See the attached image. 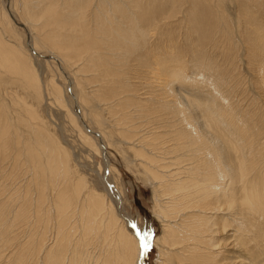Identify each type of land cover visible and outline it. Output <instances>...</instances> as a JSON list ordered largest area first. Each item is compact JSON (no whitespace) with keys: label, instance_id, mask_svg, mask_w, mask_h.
<instances>
[{"label":"bare ground","instance_id":"6f19581e","mask_svg":"<svg viewBox=\"0 0 264 264\" xmlns=\"http://www.w3.org/2000/svg\"><path fill=\"white\" fill-rule=\"evenodd\" d=\"M81 1L83 5L85 4L86 6H88L89 16L88 19L85 18L86 25L84 26V29L82 31L81 29L83 27L82 25L80 26L81 22L79 20L75 21L76 25L82 28L75 30L76 34H74V37L70 44V48H69L70 53L67 55V58L70 57L71 59H79V58L85 59L89 63V68L99 72L98 76H100V78L103 76L109 77L110 75H115L117 77L116 79L115 78L111 79L112 81H114V83L112 86H110L112 84L111 81V84L109 85L110 87L108 88V92L106 93V95H104L103 90L101 91L104 96L108 97V99H103L102 96V98L94 100L92 95L93 91L88 92L87 86L86 88L85 87L82 88V86L79 85L81 86L79 88L82 89L83 93H85L84 95H86V98L87 99L89 98L88 100L92 98V101L94 100L95 103L99 102V104H101L98 105L96 103L95 105L98 107L100 106L104 113L96 109L98 107L96 108L94 107L93 109L98 110L99 113H97V111L94 112V110L92 111L93 112L92 115H94V119L100 125V127L103 126V124L105 123L104 122L105 117L103 118L102 115L105 114L107 108L110 109L111 113L110 115L108 114L110 120L106 119V123L108 120L111 121L113 129L121 131L120 135H122V137L124 136L125 138L124 141L128 145V149L132 151L131 159L135 162L136 166L143 173L144 177L148 179L153 185L155 213L157 214V217L162 224V233L160 234V236L154 239L156 244L159 246L158 248L159 255L157 261L158 264H255V262L252 260V257L254 256V253L257 251L256 248L258 246V243L256 242L255 245H252L251 241H255L257 239L255 235H258L261 232L257 228L258 225H264V141H262L261 138L259 137L260 132L258 130H257L259 132L258 134H255L253 132L256 129L255 128L256 125L252 124L248 129L247 121L242 119V118H246L248 121L254 122L255 121L254 115L251 117L245 115L239 116L240 120L234 116L232 110L234 111L236 110L232 108V104L230 103L232 99L230 100V98H231V94L234 93L235 89L233 86H229L224 81V77H223L224 72L218 67V65H216L217 63L215 62L216 63L215 64L213 60H211L209 57L206 56V58L203 59V63L201 64V66L203 68H206L207 70V78L205 79V77L201 76L197 80V72L194 75L191 74L192 76L189 77L187 75V70L189 68L185 64L183 65V67L182 66L180 67L178 65V63L180 64L181 61H184L183 59H185L181 49H180L181 51L179 50L178 52L175 51L170 53V51L172 50L171 47H176V46H171L165 52H163L164 50L162 49L160 42L161 41L173 42V38L175 39V37H172L171 33L163 36L161 34L165 33L163 29H166V27H168L167 25L171 23L170 20L173 17L169 6H174L176 0H161V1L150 0V3L148 2L149 5L147 7L142 5L143 3L141 2V0H101V3L99 4H95V1L97 0H81ZM207 1L205 0V2ZM217 1L220 3L223 9H228V11L230 5L229 2H231V4H233L235 8L238 5L239 9L236 10L237 12L235 14L243 15V16L239 15L241 16V18H239L240 20L236 17L235 18L233 17L232 20H228L229 19L228 17L227 19L225 16L218 14L219 27L222 24L223 26L228 28V31H230L231 34L232 29L229 30V28H233V30L234 27L242 28L240 24L243 23L246 27V31L247 29L249 30L252 29L255 32H257L255 29L258 30L260 29V31L258 32L264 33V31H261L262 29H264V19H262L261 16L257 17L256 14L258 15V13L255 14L254 11L249 12L248 10V7L252 9V4L254 2L252 3V1L250 0H217ZM68 2H72L73 5L75 4L78 5L77 3H79L80 0H40L39 2L37 0L33 2L32 0H25L24 5L27 9H22V11L23 14L24 13L30 14L33 17L34 12L32 13V10L36 8H34V6L33 8L31 7V3H32L35 5V7L43 6L42 8L44 9L43 11L45 15L47 17H52L50 18L52 20L55 17L56 13L57 15L58 14L61 15V17L64 18L62 19V22L59 23V26L57 23L58 21L56 22L57 23L56 28L59 29L60 31L62 29H65V27L68 26V24L70 23L68 22L70 17L67 18L68 15L65 16L63 12L65 11V9H68V7L66 6L67 5L66 3ZM207 3L209 4V2ZM73 5L71 6L74 8ZM196 5L199 6L198 3ZM215 5H217V3H215L214 6ZM233 6L231 5L232 10H233ZM104 7H107V10H104ZM192 9L195 14L194 19L196 21L199 22V19L207 17L203 15V13L206 12L207 8L201 10L197 8L194 9L193 7ZM225 11L226 10H223V12ZM182 12L180 14H184ZM5 13L7 16L8 12L5 11ZM201 14L202 17H200ZM157 16H161L164 20V22L161 25L158 24V19L156 18ZM57 17H59L60 19V16ZM236 19L238 20L236 21ZM243 19H245V21H243ZM29 20L30 19L26 17L25 21L27 22V24H29V28L33 30L34 27L32 26L34 23L32 24ZM182 20L184 21V19ZM198 22H196V24ZM52 23H48V24L51 25ZM203 25L202 28L204 27ZM218 29L217 31H219ZM1 30L3 31L2 27ZM161 31H163V33ZM157 32L159 34V37L158 36L155 37ZM235 32L236 31H234V33ZM62 35L63 34H61L60 36L62 37ZM50 36H52L51 32L49 33V37ZM53 37H57V34ZM53 37H51V39H53ZM232 39L234 41V38ZM33 41L34 44H32V41L30 43L32 47L31 50L37 53L38 52L37 49L40 47L41 43L40 41L38 42L37 38H35ZM47 41H49V39ZM54 45H56V43ZM43 46H44V42H43ZM49 46L53 47V45L51 44ZM201 46L202 43L199 44V47ZM250 46L251 48L249 47L248 51L251 55H254V57L257 55L261 56L260 58L261 60L259 59L260 64L258 63L259 65H257V68L259 66L260 67L259 69L262 71L261 81L262 84L264 85V61L262 60L263 59L262 54L264 55V53L262 52L255 53L252 51V49L255 47L254 44L252 43ZM16 48L17 47H15L14 49ZM11 49L14 51L13 48ZM58 49H60V47ZM61 50L63 49L61 48ZM256 50H258V48ZM57 51L59 52V50ZM15 53H13V55ZM1 54L3 53L0 52V58H1L0 66H4V63L5 62L7 63L8 61L5 60L6 56L2 57ZM10 54L12 55V53ZM199 54L204 55V53L201 50L199 51ZM15 57L14 59L17 60ZM130 60L132 62L138 61V63H136L137 66L142 69L140 70V72L142 71L145 72L147 76L152 78V81L153 79L156 81V84L153 83L149 84L152 85V87L154 86L156 88H159L160 90L164 88L166 89V87H169L170 86L169 84H171L173 81L181 80L185 85V88L186 87L193 88L194 86L193 83H195L199 87L196 88H198V90L200 89L201 93L200 92L198 93L192 92L191 94L185 93L184 100L183 102L181 101L182 104L179 105L180 107H178L176 110L165 109L162 107L164 111H159L158 108H155L151 110L146 109V112H144L145 109L138 108L139 107L138 106L136 107L137 110L135 111L138 113V118H135L130 108L131 104L126 103L123 100L122 96L124 95V93H128L126 97L137 98L140 96L139 99H144V98H141V95H139L140 93L139 94L137 93L140 91L135 90L134 88L135 85H133L131 81H126V83L123 85L124 87L121 86V88L123 87V89H121V91H118L117 89H119L120 86L119 87L116 86V83L122 81L120 78H122L123 76L120 78L119 76L124 74L125 72L123 71L124 73L121 74V72H119L120 70L118 71V69H120L119 67L117 68V70H115L116 68L114 69V65L116 62L120 63V65L119 64L118 65L121 66V65H126L127 62ZM11 61L13 60L11 59ZM63 61L67 63L66 59L62 58V62ZM248 64L251 63L248 62ZM15 65H17V63ZM111 65H113L111 67L112 69L110 68ZM23 67L25 68V65ZM192 67L195 68L194 66L191 65V68ZM84 68H86V66ZM78 69L79 70H77V72L81 71L80 68ZM133 70H137V69H133ZM126 74L125 76L127 77ZM85 77L82 79L81 77L78 76V78H81L82 80H85ZM95 79L97 80V78ZM227 79L229 82H231L232 78L228 77ZM102 80L106 81V83L108 81L106 78H102ZM86 81L87 80H85V82ZM202 81L206 82L209 86L210 93L207 95L206 94L203 95V93L206 92V89L202 85H200ZM106 83L104 85H107ZM243 84L245 86V83ZM106 87H108V85ZM237 88L238 87L236 84V89ZM259 88L261 89L260 91H262L264 94V86ZM99 89L100 88H98V90ZM168 90L171 92V88ZM249 95L248 97L250 98L252 94L250 96ZM236 97L239 99V96ZM84 100L85 98L83 99V101ZM150 100L154 101V99L153 100L150 99ZM104 101L106 103H104ZM132 101H133L132 105H135V103L136 104L140 103L135 100ZM179 101H176L175 103ZM93 102H91V104ZM262 102H264V100H262ZM236 112L240 115L241 110H238ZM179 113L182 115L181 116L182 123L180 125L173 128L164 129L163 132L162 131L157 132V130L155 131V129L166 127L167 124L170 123V120L172 118H175ZM255 115H259V114L256 112ZM142 117L145 118L146 121H148V123H145ZM18 133L20 134L19 131ZM103 134L104 133L101 132L98 133V135H100L101 138L103 137ZM107 134L105 133V135ZM112 134L113 131L109 135L112 136ZM42 149L44 148L42 147ZM32 151L34 152V150ZM32 151L31 153L33 154ZM30 160L32 161V159ZM37 160H33V161H37ZM67 163H68V159L66 157L59 158V162H58L59 167L61 168V166H63V168L65 169L63 170V172L68 171L66 170ZM31 164L29 166L33 165ZM46 166L44 165L43 167ZM68 166L70 171L71 165ZM73 172H70V174L71 173L73 174ZM41 175L44 176L43 174ZM59 175L61 176L62 173ZM68 178H70L67 179V181L70 180L69 185H71L72 182L76 181V180H72L71 177L69 176ZM57 180H59V178ZM51 181L49 182L47 181L48 184L46 186H42V185H41L42 187L40 186L38 193V203L34 202L37 204V209L39 210L43 209L41 208L42 204L45 203L49 198V192L47 191V187L49 188L53 187L52 186L53 184L50 183ZM106 181H107V185L109 184L110 186L111 185L113 186V184L109 181L108 178L106 179ZM56 183L57 181L55 182V184ZM85 183L84 185L86 186L87 184ZM66 184L68 183L66 182ZM85 186L82 187V189L87 187ZM61 190L62 189H59L58 195L57 196L55 195L54 198L55 200H53L55 202L52 203L54 204V209H49V208L46 209V211L51 212L55 216L56 219L55 225L56 226L58 225V229H59L58 230L59 236L57 237V239L55 241L53 240L51 244H48L46 234L49 231V227L45 226L43 233L40 237L36 239L32 236L29 237L27 236L28 238L26 237L27 239L25 240V242H23V244L21 243L22 245L20 246V248H18L17 245L19 244H17V242L23 240H19V241L16 240L19 231L12 230L14 229L13 226H16L18 223L19 224L24 223L25 221L33 217V214H29V212L27 214V212L21 211L23 209L21 207L22 209L20 210L18 209L16 212L13 211V217L12 215H10L11 219L7 218L8 219V221H6L7 225L0 224V229H1L0 230L1 233L0 234V259H1L0 264L2 263L25 264L26 260H27L26 262L27 264L30 262L31 263L36 262L35 264H145L148 247L144 249L141 247V244L144 237H147V241H149V235L146 233L147 231L144 232L142 230H139V226L136 223V221H134L131 217L120 213L121 215L119 216H123L122 217L123 221L124 218H126L128 222L126 224L127 226L129 225L131 227L132 231L130 233L128 230H126L127 226L126 227L122 225L120 226V223L123 224L122 221L119 224H117V226L119 225L120 227H117L116 216L114 214L110 215L109 210L107 208L109 204L107 205L104 203L107 201L105 200L106 198L103 199L105 200L103 204L107 205V207L100 206L103 205L101 204V202L99 203L96 202V204L94 205L93 204L89 205L90 204L89 203L86 204L87 206L83 204V206L82 205L79 206L80 207L79 210L80 209L81 210L79 212V215L76 217L75 213L79 210L78 209L75 210L71 207L73 206L75 207V205H78L77 203L79 202L77 201L78 199H80L79 198L80 192L75 188H71L70 193L68 192L69 195L68 194L66 195L65 193L68 191V189L66 190L65 193L61 192ZM63 191H65V188L63 189ZM80 197L84 198V202L86 203H88L87 201L91 202V200L94 199L93 195L91 196L90 189H85ZM117 197L119 196L117 195ZM119 199L120 197L117 198V200ZM10 200L8 199V201ZM13 201L14 200H12V202ZM25 202H27V200ZM9 205L11 204H8V207ZM12 205L14 204L12 203ZM77 207L78 206H76V208ZM73 210H75V213L73 212ZM101 210L103 212H101ZM114 210H116V208ZM114 210L113 213L116 214ZM101 213H103L104 217L108 219L107 223L104 222L105 219L103 221ZM71 214H73L76 217V220H79L82 224L85 225L84 227H82L83 228L82 231L80 229V234L78 235H75L76 233L73 234L68 228L69 227L68 225H71L73 223L71 222V219L73 218L75 219V217H73V215ZM77 214L78 213H76V215ZM76 222L77 221H75V223ZM73 225L74 223L72 224V227ZM77 227H79V225H77ZM77 227L75 229L73 228L72 229L77 232V230H79L81 226L79 228ZM15 232H17V234L14 239L13 234ZM252 233L254 234L253 236ZM12 239L16 240L17 245L14 244L15 247H11L13 243L11 241ZM68 252H72L76 256L74 255L73 258L72 257L70 258L69 256L70 253L68 254ZM4 254H7L8 256L6 255L7 257L4 258L3 257ZM86 256H88L89 259H87Z\"/></svg>","mask_w":264,"mask_h":264},{"label":"rangeland","instance_id":"374dc122","mask_svg":"<svg viewBox=\"0 0 264 264\" xmlns=\"http://www.w3.org/2000/svg\"><path fill=\"white\" fill-rule=\"evenodd\" d=\"M24 1L25 0H0V35H1L0 36V50H1L0 52L3 53L1 54V56L2 57L6 56L5 60L8 61L7 63L5 62L6 64L4 63V66H0V135H1V138H0L1 140L0 142L1 143L0 144V209H3V210H0V215L2 214L0 216V224H6V221H8V219H11L10 215H12L13 217V211L16 212L18 209L20 210L23 208L21 211H25L27 212V214L28 212L29 214H33V217H31L29 220L25 221L24 223H20V224L18 223L19 225L17 224L16 226H13L14 229L12 230L19 231L18 234L17 232L13 234L14 235L13 238L15 239V236L17 234L18 239L16 237V240L17 241L23 240V241L17 242V244H19L17 245L16 240L12 239L11 241L13 243L11 247H15L14 246L15 244L17 245L18 248H20V246L23 244V242H25V240L29 236H32L37 239L38 237L42 235L45 226L49 227V231L47 232L46 236H47L48 244H51L53 240L55 241L57 237L59 236V233H58L59 229H58V225L57 226L55 225L56 224L55 216L51 212L46 211V209L48 208L54 209V204L52 203H55L53 200H55L54 199L55 195L56 196L58 195L59 189H62L61 192H64V193L68 189V191L65 194L69 195L70 189L75 188L80 192V196L83 194L85 189H90L91 196L93 195L94 199H92L91 202L87 201L88 203H86L84 202V198L79 196L80 199H78L77 201L79 202L77 203L78 205H75V207L73 206L71 208L75 210L77 209L79 210L80 208L79 206L81 205L83 206V204L86 205L90 203L89 205L91 204L94 205L96 204V202L98 203L101 202V204H103V202L107 200L104 203L107 205L109 204L108 207L107 205H104V204L100 206H106L109 210L110 215L114 214L116 216V218L118 219V220L116 219V222H117L116 226L121 221L123 222L124 225L120 223V226L121 225L125 227L127 226L126 223L128 222L126 218H124V221H123L122 219L123 216H119L123 214V215L131 217L134 221H136V223L139 226V230H142L144 232L147 231L146 233L149 235V241H148V248H147V253H146L145 264H158L157 261H158V255H159L158 254L159 246L156 244L154 239H156V237L160 236V234L162 233V224H161V221L158 219L157 214L155 213V204H154V198H153V191H154L153 185L148 179L144 177L143 173L136 166L135 162L131 159L132 151L128 149V145L124 141L125 140L124 136L122 137V135H120L121 131L113 129L112 122L109 121L110 120L109 115L111 113L110 109L107 108L105 114H103L104 112L102 108L100 106L99 107L96 106L95 104L97 102L95 103L94 101L95 99L102 98V96H103V99H108V97L104 95H106V93L108 92V88L112 86L114 83V81H112L111 79L112 78L116 79L117 77L115 75H110L109 77L103 76L100 78V76H98L99 72L89 68V63L85 59H81V58L71 59L70 57L67 58V55L70 53V49H69L70 44L72 42L74 34H76L75 30L81 29L83 27L81 29L82 31L84 29V26L86 25L85 20L88 19V16H89L88 6L84 4L85 5L84 7L81 0H80L81 4L79 2L77 3L78 5L76 4L73 5L72 2L66 3L67 4L66 6L68 7V9H65V11L63 12L65 16L68 15L67 18L70 17L71 20L69 18L70 21L68 20V22L70 23L68 24V26H66L65 29H62L59 31V29L56 28L57 23L59 26V23L62 22V19L64 17H61V15L59 14L57 15L56 13L54 17L55 19L53 18L54 20L53 21L52 19H50L52 17H47L45 15L43 11L44 9L42 8L43 6L35 7V5L32 3H31V7L33 8L34 6V8H36L34 10L31 9L32 13L34 12L33 13L34 16L32 17L30 14H26V13L23 14L22 9H27L24 5ZM33 1H36V0H32V2ZM37 1L39 2L40 0H37ZM193 1L192 0H185V1L176 0V3L174 6H169L173 18H171L170 20L171 23L167 25L168 27H166V29H163L165 33L161 31L163 33L161 35L163 36V35L171 33L172 37H175V39L173 38V42L172 41L162 42L160 40L161 41L160 45L162 49L164 50L163 52H165L171 46H176V47H171L172 50L170 51V53L175 52V51L178 52L181 49L184 54L185 59H183L184 61H181L180 64L178 63V65L180 67L181 66L183 67V65L185 64L189 68L187 70V75L189 77H191L197 72V80L201 76L205 77V79L207 78V70L206 68H203L201 66V64L203 63V59H205L206 56L209 57L211 60H213L214 63L216 62L217 64L216 63L215 64L218 65V67L224 72L223 74L224 81L229 86H233L235 89L234 93L231 94L230 100L231 99L232 100L230 101V103L232 104V108H234L236 111L241 110V113L239 115L236 111L232 110L234 116L237 117V119H239V116H242V115L243 116L245 115L248 117L249 116L251 117L254 115L255 117L254 122H250L246 118H242V119L247 121L248 129L250 128V125L255 124L256 129L253 132L255 134H258L260 132L259 137L261 138L262 141H264V102H262V100H264L263 99L264 94L262 91H260L261 89L259 88V87H263L264 85L262 84V81H261L262 71L259 69L260 68L259 66L257 68V65L260 64L259 59L261 58V56L257 55L254 57V55H251L248 51L249 47L251 48L250 45L253 43L255 46L252 49L253 52L264 53V48H263L264 47V39H263L264 33L258 32L260 31V29L259 30L255 29L257 32H255L252 29L250 30L247 29L246 31V27L242 23L240 24L242 28L234 27V30L233 28H229V30L232 29L231 30L232 33H234V31H236L235 33L238 32L237 33L238 35L235 33L230 34V31H228V28H226L222 24L219 27L218 17L219 15H223L226 18L228 17L229 18V19L227 18L228 20H232L233 17L234 18L236 17L238 19L241 18V16L239 15H242V14H238V15L235 14L237 12L236 10L239 9L238 5L236 9L233 6V4L229 2L230 5H229V11H228V9H223V7L220 5V3L217 0H210V1L206 0L207 2H209V4L205 2V0H196V1L193 0ZM250 1L254 3L252 4V9L248 7L249 12L254 11L255 14L258 13V15L256 14L257 17L261 16V18L264 19V10H263L264 0H260V1L250 0ZM141 2L143 3L142 4L143 6L147 7L149 5L148 2L150 3V0H141ZM99 3H101V0L95 1V4H99ZM197 3L199 4V6L196 5ZM215 3H217V5L214 6ZM71 5H73L75 9ZM231 5L233 6V10H232ZM193 7L194 9L197 8L201 10L207 8L206 12L203 13V15L207 17L199 19V22L196 21L194 19L195 14L192 9ZM254 8L258 11H256ZM222 9L228 11L229 13L226 11L223 12ZM68 10L69 11L71 10L72 13L71 11L69 12ZM104 10H107V7H104ZM5 11L8 12L7 16H6ZM181 12L184 14H180ZM56 15L60 16V19ZM26 17L30 19L29 21L32 24L34 23L32 26L34 27L33 30L29 28V24H27V22L25 21ZM56 17H57V20H56ZM200 17H202V14ZM156 18L158 19L159 25H161L164 22L161 16H157ZM182 19H184V21ZM238 19H236V21ZM78 20L81 22L80 24V26L82 25L81 28L80 26L76 25L75 21H78ZM243 21H245V19H243ZM52 22H54L55 24ZM196 22H198L200 25L198 23L196 24ZM48 23H52V24L49 25ZM194 23L196 26L194 25ZM202 25L204 26L203 27L204 29L202 28ZM49 26H50V29H49ZM1 27L3 31L1 30ZM224 28H225V31H224ZM217 29L219 31H217ZM44 30H45V33H44ZM48 30L52 33V36L50 37H49L50 32ZM71 31H73L74 33ZM261 31H264V29H262ZM56 34H57V37H53ZM61 34L65 36L62 35L61 37L60 36ZM157 36L159 37L158 32L156 33L155 37ZM45 37H48V38H45ZM51 37H53L54 40L51 39ZM35 38L38 39V42L42 39L40 41L41 45L37 49L39 53L36 51L38 54L31 50L32 47L30 43L32 41V44H34L33 40ZM232 38H234V41ZM48 39L49 41H47ZM42 41L44 42V46H43ZM47 42L49 45L50 44L53 45V47L52 46L50 47L47 44ZM55 43L56 45H54ZM201 43H202V46L199 47V44ZM14 46L17 47L21 51V53L17 48H16L17 50L14 49L15 48ZM57 47L58 48L60 47V49H58ZM11 48H13L14 51L17 53H15ZM61 48L63 50H61ZM257 48L258 50H256ZM57 50H59V52ZM200 50L204 53V55L199 54ZM231 50H233L234 52ZM18 51H19V54H18ZM10 53H12V55ZM13 53L15 54L13 55ZM241 53L242 54L244 53L243 54L244 56ZM20 54H22L23 56L25 55V56L23 57ZM14 57L17 60H15ZM262 57H263L262 60L264 61L263 54H262ZM18 58H19V61H18ZM62 58L66 59L67 63L64 61L62 62ZM11 59L13 61H11ZM23 62H24L25 68L27 66L26 69L23 67L24 66ZM248 62L251 64H248ZM16 63L17 65H15ZM116 63H115L116 66L114 65V69L116 68L115 70H117V68L119 67L120 69H118V71L120 70L119 72H121V74L125 72L124 74L119 76V78L122 76L123 77L120 78L122 81H119L116 83V86L118 87L120 86L119 87L120 90L119 89L117 90L121 91L126 81H131V83L135 85L134 86L135 90L140 91L137 93L138 94L140 93L139 95H141V98H144V99H139L140 96L137 98L126 97L128 93H124L123 96L120 95L123 97V100L126 103L131 104L130 108L135 118H138V113L135 112L137 110L136 107L138 106H139L138 108L145 109L144 112H146V109L151 110L155 108H158L159 111H164L163 108L170 109V110H176L178 107H180L179 105L182 104L184 97H185V93L186 94H191L192 92L201 93V90L200 89L198 90L199 87L195 83H193L194 84L193 88H190V87L185 88V85L183 84L181 80H175L171 84H169L170 86L168 85L171 88L172 93L168 90L170 89L169 87H166V89L164 88L160 90L159 88H156L154 86L152 87V85H149L150 83L156 84V81L154 79L152 81V78L147 76L145 72L143 71L140 72V70L142 69L139 68L136 64L138 63V61H135V62H132L131 60L128 61L126 64L128 69L126 65L119 66L120 63L118 62ZM10 65L12 66V68ZM191 65L194 66L195 68L193 67L191 68ZM85 66L86 68H84ZM112 66L113 65H111L110 68ZM129 66L133 68L131 69ZM78 68H80L81 70V71H78L79 73L77 72V70H79ZM133 69H137L138 71L133 70ZM125 74L127 75L128 79L125 76ZM78 76L81 78L82 76L83 78L86 76L85 80L87 81L85 82V80H82L83 78L82 79L78 78ZM228 77L232 78L231 82L228 81L227 79ZM95 78H97V80ZM102 78H106L108 80L107 83L106 81L102 80ZM98 79H101V80H98ZM88 80H89V83H88ZM111 81H112V84H111ZM105 83L108 85V87H106L107 85H104ZM243 83H245V86ZM83 84L84 85L86 84V85L84 86ZM236 84L238 87L237 89H236ZM242 84L245 89L242 87ZM79 85H81L82 88L83 87L86 88L87 86L88 92L93 91L92 95H93L94 102L92 101V98H90V100H88L89 98L88 99L86 98V95H84L85 93H83L82 89L79 88L81 87ZM200 85H202L206 89V92L204 93L202 92L203 95L205 94L207 95L210 93L209 86L206 82L202 81ZM121 86L123 87L121 88ZM98 88L100 89L98 90ZM102 90H103L104 95L101 92ZM241 92H242V95H241ZM169 93L171 94V96ZM249 94L250 95L252 94L250 98L248 97ZM236 96H239V99ZM82 98L83 99L85 98L84 100L85 102L83 101ZM150 99L152 100L154 99V101H151ZM132 100L138 101L140 103H137V104L135 103V105H132L133 104ZM176 101H179V102L175 103ZM91 102H93L94 104L93 103L91 104ZM104 103L106 102L104 101ZM97 104L101 105L99 104V102ZM94 107L95 108L98 107L96 109L103 112L102 117L103 118L105 117L104 118L105 123L103 124L104 127L103 126L100 127V125L95 121L94 115H92L93 114L92 111L94 110L93 109ZM96 109L94 110V112L97 111V113H99V111ZM256 112L259 115H255ZM177 116L175 118H172L170 120V123L167 124L166 127L155 129V131L157 130V132L159 131L163 132L164 129H169V128H173V127L180 125L182 123V117H181L182 115L179 113L177 114ZM106 119H109L107 123H106ZM142 119L145 123H148V121H146L145 118L142 117ZM111 130L113 131L112 136L109 135L112 133ZM18 131L20 132V134L18 133ZM98 131L101 133H104L102 138L100 135H98L99 133ZM105 133L106 134L108 133V134L105 135ZM44 134L47 136V138ZM41 146L45 150L42 149ZM32 150H34V152ZM31 151L33 152V154L31 153ZM33 156L37 158L38 160L35 159ZM60 157H66L68 159V163L66 166V170H68L67 172H63V170H65L63 166H61V168L59 167L58 162H59ZM39 158H41L43 161ZM30 159H32V161ZM33 160H37V161H33ZM30 164L33 167L29 166ZM39 164L42 166H40ZM43 164L45 166L47 165L48 167L47 166L43 167L44 166ZM68 165H71L75 170L70 166L71 169L69 171ZM60 169H61V172H60ZM70 172H73V174L72 173L70 174ZM40 173L43 174L44 176H42ZM61 173L62 175L60 176L59 174ZM63 173H64V176H63ZM40 175L42 178L40 177ZM68 176L71 177L72 180H76L72 182L71 185H69L70 180L67 181V179H70L68 178ZM58 178L59 180H57ZM107 178L113 184V186L112 185L110 186L109 184L107 185V181H106ZM47 181L48 182L51 181L50 183L53 184L52 185L53 187L52 188L47 187V191L49 192V198L46 201L47 203L45 202L42 204L41 208L43 209L39 210L37 209V204H36L38 203L39 189L41 185L46 186L48 184ZM56 181L57 183L55 184ZM66 182L68 184H66ZM84 183L87 184L86 185L87 187L84 185ZM83 185L86 187V188H83L84 190L82 189V187H84ZM64 188H65V191H63ZM117 195L120 197L119 200H117V198H119L117 197ZM104 198L106 199L103 200ZM8 199L9 200L12 199L14 201L13 202L12 200L8 201ZM25 199L27 200V202H25L26 201ZM12 203L14 205H12ZM21 203H24L25 205ZM8 204H11L9 205L10 208L8 207ZM24 206L27 209H25ZM76 206L78 207L76 208ZM115 208L116 210H114ZM75 210H73L74 213H75ZM80 210L76 212L78 213L77 215L75 213L76 217L79 215ZM113 210L114 212H116V214L113 213ZM101 212L103 211L101 210ZM101 215H102L103 221L105 219L104 222L107 223L108 219L104 217L103 213H101ZM75 216L73 215V217ZM76 217L75 219L74 218L71 219V222L74 223L73 227L74 226L75 227L74 228L72 227L73 223L71 225H68L69 227L68 226L67 227L70 229V231L73 234L76 233L75 235H78L80 234V229L82 231L83 229L82 227H84L85 225L82 224L79 220H76ZM74 220L77 221L76 223L78 224H76ZM77 225H79V227L81 226V228L77 227ZM120 226L118 225L117 227H120ZM76 227L79 228V230L76 229L77 232L73 230ZM257 228L261 232L260 234L255 235L257 237L255 241H251L252 245H255L256 242L258 243V246L256 248L257 251L254 253L252 260L255 262V264H264V225H258ZM126 230H128L130 233L132 231L129 225L127 226ZM253 235L254 234L252 233V236ZM6 243H7V240H6ZM69 253L73 255H70ZM68 254L70 258L71 257L73 258V256L75 255L72 252H68ZM6 255L7 254H4L3 257L5 258L8 256ZM86 258L89 259L88 256H86ZM26 262L25 264H27ZM35 263L36 262H33L31 264H35ZM88 263H89V260H88Z\"/></svg>","mask_w":264,"mask_h":264},{"label":"snow or ice","instance_id":"6c2138e0","mask_svg":"<svg viewBox=\"0 0 264 264\" xmlns=\"http://www.w3.org/2000/svg\"><path fill=\"white\" fill-rule=\"evenodd\" d=\"M141 247L144 248V249H146L148 247L147 237L143 238Z\"/></svg>","mask_w":264,"mask_h":264}]
</instances>
